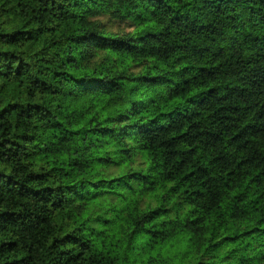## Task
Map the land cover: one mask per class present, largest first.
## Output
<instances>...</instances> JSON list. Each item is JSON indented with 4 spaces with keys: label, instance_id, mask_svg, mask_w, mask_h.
<instances>
[{
    "label": "trees",
    "instance_id": "obj_1",
    "mask_svg": "<svg viewBox=\"0 0 264 264\" xmlns=\"http://www.w3.org/2000/svg\"><path fill=\"white\" fill-rule=\"evenodd\" d=\"M0 264H264V0H0Z\"/></svg>",
    "mask_w": 264,
    "mask_h": 264
}]
</instances>
